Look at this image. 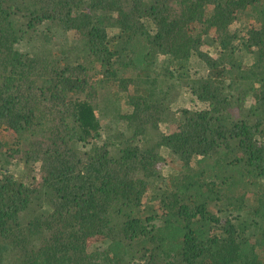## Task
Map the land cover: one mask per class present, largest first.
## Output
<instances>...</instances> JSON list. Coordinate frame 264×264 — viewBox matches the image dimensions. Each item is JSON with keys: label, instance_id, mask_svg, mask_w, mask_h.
I'll list each match as a JSON object with an SVG mask.
<instances>
[{"label": "trees", "instance_id": "16d2710c", "mask_svg": "<svg viewBox=\"0 0 264 264\" xmlns=\"http://www.w3.org/2000/svg\"><path fill=\"white\" fill-rule=\"evenodd\" d=\"M1 131L0 264H264V0H0Z\"/></svg>", "mask_w": 264, "mask_h": 264}, {"label": "rangeland", "instance_id": "374dc122", "mask_svg": "<svg viewBox=\"0 0 264 264\" xmlns=\"http://www.w3.org/2000/svg\"><path fill=\"white\" fill-rule=\"evenodd\" d=\"M241 27L240 23H236L233 27L232 30L235 28L237 31H239V28ZM236 42V41H235ZM240 57H243V62L245 64L251 63L252 58L250 55L245 54V51L243 49L240 50V52L237 54L235 53V59L240 61L239 59H241ZM184 72L189 73L191 75H195V74H202L204 73V67L202 64H200L199 62H191L190 64H188L186 67H184ZM185 91V90H183ZM126 107H123V111L126 112ZM0 137L3 138V140L7 139V141L12 139V135L9 131H1L0 132ZM10 173H13L14 175H21L24 174L25 172H23V166L20 164H16L15 162H13L10 167L8 168ZM158 170L160 171V175L162 177L165 178L166 180V176L168 175L169 172V167L168 165L165 166L164 165H160L158 166ZM39 171H35L34 173V181L32 183H34V185L36 186V183L39 181ZM29 178V176H28ZM30 179V178H29ZM29 181V180H28ZM30 183V182H28ZM106 242H101V241H93L90 244H88V251L89 252H93V251H101L105 248Z\"/></svg>", "mask_w": 264, "mask_h": 264}]
</instances>
